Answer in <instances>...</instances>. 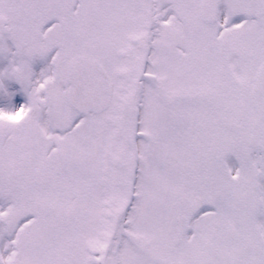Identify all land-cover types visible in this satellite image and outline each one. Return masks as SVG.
Segmentation results:
<instances>
[{
  "label": "snow or ice",
  "instance_id": "snow-or-ice-1",
  "mask_svg": "<svg viewBox=\"0 0 264 264\" xmlns=\"http://www.w3.org/2000/svg\"><path fill=\"white\" fill-rule=\"evenodd\" d=\"M0 264H264V0H0Z\"/></svg>",
  "mask_w": 264,
  "mask_h": 264
}]
</instances>
